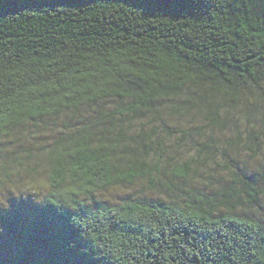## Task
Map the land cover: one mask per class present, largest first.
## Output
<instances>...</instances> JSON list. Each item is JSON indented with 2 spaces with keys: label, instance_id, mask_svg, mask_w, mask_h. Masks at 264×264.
<instances>
[{
  "label": "clouds",
  "instance_id": "1",
  "mask_svg": "<svg viewBox=\"0 0 264 264\" xmlns=\"http://www.w3.org/2000/svg\"><path fill=\"white\" fill-rule=\"evenodd\" d=\"M18 3L0 21V214L73 212L90 264H264V0Z\"/></svg>",
  "mask_w": 264,
  "mask_h": 264
},
{
  "label": "trees",
  "instance_id": "2",
  "mask_svg": "<svg viewBox=\"0 0 264 264\" xmlns=\"http://www.w3.org/2000/svg\"><path fill=\"white\" fill-rule=\"evenodd\" d=\"M38 4L42 0H35ZM80 3L83 0H70ZM139 6L145 7L146 12L160 0H135ZM190 6H195L194 0H180ZM18 0H0V21L18 11ZM148 21L149 30H155L157 20L148 17L146 20H132V25L138 27ZM162 23V22H161ZM176 24V21H170ZM115 26V25H114ZM139 35V33H136ZM183 44V41H181ZM218 54L223 57L225 44L216 41ZM22 205L11 207L6 214H0V226L8 241V246L0 241V264H90V257L81 254V249L87 247V242L81 238L80 229L72 223L73 212L58 209L52 204L40 205L33 203L27 207ZM87 223V221H84ZM174 235H179L175 233ZM221 237L211 233H200L199 240L206 244V251L217 250V241ZM74 244L75 247H68ZM151 255V254H149Z\"/></svg>",
  "mask_w": 264,
  "mask_h": 264
},
{
  "label": "rangeland",
  "instance_id": "3",
  "mask_svg": "<svg viewBox=\"0 0 264 264\" xmlns=\"http://www.w3.org/2000/svg\"><path fill=\"white\" fill-rule=\"evenodd\" d=\"M22 200L25 201V204H26L27 207L31 206L34 203L32 198L29 197L27 199H21L19 201L13 200L12 201V207H17L18 206L17 208H19L22 205V202H21ZM0 241H1L2 244H4L5 247L8 246V241L6 240L4 234H0Z\"/></svg>",
  "mask_w": 264,
  "mask_h": 264
}]
</instances>
